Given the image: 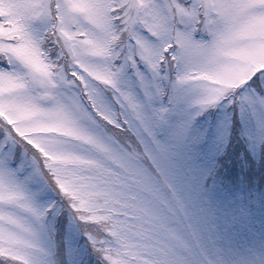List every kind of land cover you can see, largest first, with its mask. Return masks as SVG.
Segmentation results:
<instances>
[{
  "label": "snow or ice",
  "instance_id": "snow-or-ice-1",
  "mask_svg": "<svg viewBox=\"0 0 264 264\" xmlns=\"http://www.w3.org/2000/svg\"><path fill=\"white\" fill-rule=\"evenodd\" d=\"M0 264H264V0H0Z\"/></svg>",
  "mask_w": 264,
  "mask_h": 264
}]
</instances>
